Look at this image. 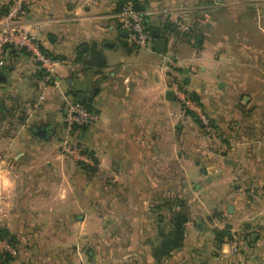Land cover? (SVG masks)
Returning a JSON list of instances; mask_svg holds the SVG:
<instances>
[{
    "label": "crops",
    "instance_id": "0c3cea01",
    "mask_svg": "<svg viewBox=\"0 0 264 264\" xmlns=\"http://www.w3.org/2000/svg\"><path fill=\"white\" fill-rule=\"evenodd\" d=\"M123 1L30 0L22 23L40 24L62 87L99 114L75 138L93 166L59 152L62 100L32 56L0 57V113L16 115L0 132V230L14 247L0 264H264V0H134L150 48L126 38Z\"/></svg>",
    "mask_w": 264,
    "mask_h": 264
},
{
    "label": "built area",
    "instance_id": "2783aa9c",
    "mask_svg": "<svg viewBox=\"0 0 264 264\" xmlns=\"http://www.w3.org/2000/svg\"><path fill=\"white\" fill-rule=\"evenodd\" d=\"M30 0H9L5 10L0 11V57L8 49H19L29 53L38 64L42 80L52 85L62 100L63 134L59 139V151L62 155L78 164L93 166L92 153L75 140L72 141L73 129L88 125L99 118L97 111L75 99L65 88L56 74V67L61 59L50 54L40 44L37 32L40 24L35 22L30 28L22 23L27 18ZM121 27L126 38L136 46L150 48L151 36L145 21V12L137 7L134 0H125L117 11ZM172 91L184 109L194 111L196 117L205 127H210V117L193 101L189 94L176 81L172 83ZM14 249L6 237H0V252L9 253Z\"/></svg>",
    "mask_w": 264,
    "mask_h": 264
},
{
    "label": "rangeland",
    "instance_id": "374dc122",
    "mask_svg": "<svg viewBox=\"0 0 264 264\" xmlns=\"http://www.w3.org/2000/svg\"><path fill=\"white\" fill-rule=\"evenodd\" d=\"M257 80V86L259 85L260 86V88H264V79H262V78H258V79H256ZM232 81H234V79H232ZM237 81V80H236ZM240 82V80L238 79V82L236 83V84H238ZM242 90H243V93L244 92H246V91H250V90H252V83H250V79H244V83L242 84V85H240L239 86ZM253 91H254V89H253ZM16 93V92H15ZM30 96H32V95H30ZM256 96V95H255ZM259 96V95H258ZM9 99V102H10V96H7ZM12 100V99H11ZM8 101H5V103H9ZM11 104L13 105V102H11ZM10 104V105H11ZM7 107H9V104H8V106ZM6 107V105H5V107L3 108V111H2V113H0V117L1 118H4V123L2 124V130H1V128H0V132H2V133H5V132H7V133H11V130H13V129H15V126H14V124L13 123H11L10 121H12V120H14L15 118H16V115L14 114H12V112L10 111V109L9 108H7ZM13 107V106H12ZM14 107H15V105H14ZM3 114V115H2ZM195 114V113H194ZM210 119H212V117L210 116ZM14 123H15V121H13ZM78 131H79V129H77V128H75V129H73V131H72V133H71V138H72V141H75L76 139L75 138H77V134H78ZM63 134V133H62ZM59 141V140H58ZM58 143L59 142H57V148H58V150H59V146H58ZM84 146H85V144H83ZM86 148H87V150H89V152L91 153L92 151L90 150V148H88L87 146H85ZM60 152V151H59ZM65 157V156H64ZM66 159L68 160V161H70L71 163V165H77L78 163H76V162H73V161H71L69 158H67L66 157ZM85 176V175H84ZM87 177V176H86Z\"/></svg>",
    "mask_w": 264,
    "mask_h": 264
},
{
    "label": "trees",
    "instance_id": "16d2710c",
    "mask_svg": "<svg viewBox=\"0 0 264 264\" xmlns=\"http://www.w3.org/2000/svg\"><path fill=\"white\" fill-rule=\"evenodd\" d=\"M183 220H185V216H183L181 213L176 215V220H175V230H174V238H173V243L175 241L180 242V239L183 236ZM3 233H6L5 231L0 230V237H6ZM9 241H11V238H8ZM4 256H7V254H4Z\"/></svg>",
    "mask_w": 264,
    "mask_h": 264
},
{
    "label": "water",
    "instance_id": "95a60500",
    "mask_svg": "<svg viewBox=\"0 0 264 264\" xmlns=\"http://www.w3.org/2000/svg\"><path fill=\"white\" fill-rule=\"evenodd\" d=\"M153 35L156 36V33L153 32ZM164 43L165 41L163 38L157 36L154 38V46L157 50H162L164 48ZM184 71H186V69H184ZM38 132L40 134H45L47 132V129L45 126H42L38 129Z\"/></svg>",
    "mask_w": 264,
    "mask_h": 264
}]
</instances>
